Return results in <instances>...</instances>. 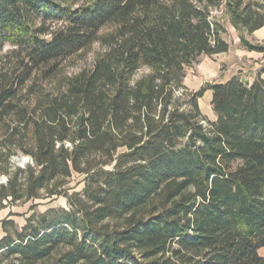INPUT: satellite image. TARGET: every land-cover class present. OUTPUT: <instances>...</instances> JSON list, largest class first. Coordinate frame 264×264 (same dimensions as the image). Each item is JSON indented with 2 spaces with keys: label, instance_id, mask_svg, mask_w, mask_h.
I'll list each match as a JSON object with an SVG mask.
<instances>
[{
  "label": "trees",
  "instance_id": "trees-1",
  "mask_svg": "<svg viewBox=\"0 0 264 264\" xmlns=\"http://www.w3.org/2000/svg\"><path fill=\"white\" fill-rule=\"evenodd\" d=\"M79 1L0 0V209L87 176L69 210L0 221V264H264V79L184 84L230 51L215 11L264 54L245 36L264 0ZM96 43L91 69L24 103Z\"/></svg>",
  "mask_w": 264,
  "mask_h": 264
},
{
  "label": "rangeland",
  "instance_id": "rangeland-1",
  "mask_svg": "<svg viewBox=\"0 0 264 264\" xmlns=\"http://www.w3.org/2000/svg\"><path fill=\"white\" fill-rule=\"evenodd\" d=\"M89 1L90 0H81L79 2H72V6L74 8H77L83 4H86ZM214 15H216L218 21H220L225 26V28L233 27V25L230 22L229 16L224 12V10L221 9L219 11H215ZM226 35L228 36L227 31H226ZM240 37H241V33H240ZM259 45H264V44H259ZM10 50H12V47L7 46L5 49V53H8ZM101 51L102 48L98 43H96L92 45L89 49L82 52L81 54L68 59L63 63L62 71L59 74V76L56 77L54 80H52L53 81L52 85L48 81H41L40 80L41 78L39 77L36 81L38 85L37 88L35 89V94H29L25 89V91L22 92V94L20 95L22 97V100L24 101V103L34 101V99L38 96V93L36 92L39 91L50 92V90L54 88V85L56 86V84H59V81H61L65 76H71L73 74H77L78 72L84 69H91L96 55ZM29 164H33V162L28 156L25 155L15 156L11 160V165L13 167L12 168L13 170L17 167L24 169ZM86 177H87L86 175L74 173L71 178L62 181L63 185H61L58 188L54 186H50L49 189L42 191L39 197L34 200L23 199L21 201L12 202L11 199H9L7 201H4L3 202L4 206L0 209V221L8 220V219L13 220L17 224L18 228L22 229L26 225L27 219L31 217L33 214L41 215L52 208H63L69 210L70 204L66 194L71 195L74 192H82L85 186ZM8 180H9V176L3 175L0 178V185L7 184ZM50 191H55L56 193L51 194ZM4 235L5 233L2 227H0V239ZM260 255L264 257V249L260 251Z\"/></svg>",
  "mask_w": 264,
  "mask_h": 264
},
{
  "label": "crops",
  "instance_id": "crops-1",
  "mask_svg": "<svg viewBox=\"0 0 264 264\" xmlns=\"http://www.w3.org/2000/svg\"><path fill=\"white\" fill-rule=\"evenodd\" d=\"M226 31L229 37L225 34L224 39L231 45L230 51L202 56L194 68L188 69L184 84L190 91H199L206 84H226L234 78L248 85H252L259 76L264 79V54L242 47L240 33L234 27L226 28ZM246 37L252 43L264 44V27L246 34ZM212 101L213 92L209 90L200 99V108L210 121H216Z\"/></svg>",
  "mask_w": 264,
  "mask_h": 264
}]
</instances>
